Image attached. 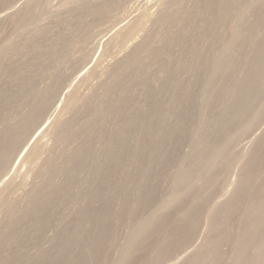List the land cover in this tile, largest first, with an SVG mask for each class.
I'll return each instance as SVG.
<instances>
[{"label": "rangeland", "instance_id": "374dc122", "mask_svg": "<svg viewBox=\"0 0 264 264\" xmlns=\"http://www.w3.org/2000/svg\"><path fill=\"white\" fill-rule=\"evenodd\" d=\"M30 1L31 0H0V51L2 50V53L6 52V58H0V84L2 83L0 85V158L2 157V155H5L4 161L3 159H0V161H2L0 162V245L1 243H4V245H1L0 247V264H86L94 261H90L91 259H94L93 256L95 257V260L98 259L97 264H117V262H119L125 255H127L128 252L130 254H128V260L130 262L126 260V264H142V259H144L145 261H150V258L153 257L154 254L152 253H154L156 245L158 246V244L163 239L162 230L164 228L162 227L163 229H161L160 227V231L158 228L153 237L151 235V237H149L150 239L148 238L149 240L147 239L142 243L140 242V246L135 245L136 247L139 246L137 249H135L136 247L132 249V247L130 250L129 247L136 239L137 231L142 230L146 223L150 221L149 219H151V217L154 215H158V218L160 216L161 219L163 218L161 216L167 215L164 216V218H167L166 223H173L174 220H177L182 213V211H180V203L181 207L182 203L183 206H185L182 207L181 210H185L191 204L193 200L192 198L197 196V193L203 196L201 192L205 191L204 194L206 195H204L205 197L203 196V198H208L209 204L205 205V209L200 215L202 218L198 216L199 224L197 223V230L195 229L197 232L195 231L193 232L194 235L192 234L196 238H191L192 241L191 239H189V241L191 242L187 241V245L185 242V246L183 245V249H185L186 251L183 249L180 250L179 248L176 250L173 249L174 252L171 250L168 255L164 257L165 259L158 262V264H183L188 257H192L193 250L194 254H196L195 252L200 248V245L201 247L206 246L207 240L212 232L211 230L214 214L213 210L216 209L219 205L230 203L229 199L230 201L233 200V194L236 192L238 186L236 184L239 183V178L244 175L243 173H245V168L248 165L246 163L250 161L252 154H254L258 150H256V148L258 147V145H260V142L262 140L261 138L264 137V93L260 94L263 96H261L262 99L259 98L261 99V101H259L258 99H254L252 101L251 105H254L256 103H254L255 100L259 103H256V107H250L252 109L255 108V111L249 109L251 110L252 115H248L246 114L247 112L238 111L240 110L239 105L241 104H238L239 100L238 102L235 101L237 97L234 91H232L235 84L238 88V84H240L241 89L243 87L245 88L246 77L256 70L254 68L255 66L252 67L247 65V68H245V66H241L242 69L240 68V66H238L233 74L228 72L224 74L222 73L220 75L221 77L219 76L220 78H215V75L213 76L215 71L214 66L216 57L215 53H213L212 50L214 48L220 50L227 45V42L229 43L230 41H232L234 34L233 32L235 31L234 24L236 27L237 23L234 14L232 13V15L228 17V19L218 21L214 16H212L214 12V10H212V14L209 13L212 17L210 16L209 19H206V21H204L201 19V17L199 18V16H197V10L202 6L203 0L184 1L179 9L177 8L175 9V11L172 10L175 14L177 10H180L177 12L176 17L173 12H169L168 8L166 9V7H168L167 4L169 0H45V2L44 0H41L39 6H36L35 9H33L31 13L32 17L26 23V25L20 24L19 26V22H17L16 20H18V17L21 15V13L26 10L27 6L30 4ZM36 1L39 2L38 0H33L31 2ZM235 1L236 2L234 3L236 5L242 2V0ZM181 9H183V13L181 12ZM5 13L7 14L6 17H1L2 15H5ZM262 13L264 14V12ZM190 14L193 15L191 16ZM169 15L172 17L171 19L174 18L175 20H170ZM181 15L183 17L188 15V21H185V19ZM248 15L251 16L250 14ZM248 15L247 17H249ZM166 16L169 17V20H167L169 24L166 23V21H164L163 19L166 18ZM180 16L184 20L181 19ZM251 17L247 19L249 22L253 23V17ZM177 18L179 21L176 20ZM136 22L142 23V31L140 30L135 36L126 39V41H122V33L127 30V28L131 26V24L133 25ZM161 23L163 25H161ZM15 25H18V27ZM168 25L169 27L170 25L174 26H172V28L168 30ZM176 25L180 26L176 27ZM210 25H212V30H210L209 33L207 32V27H210ZM182 27L185 29L187 28L186 30L189 32H187L189 36L188 38L191 41L188 40L186 41L187 43L179 41L176 37L177 32L180 31L178 29H183ZM262 31L264 33V27ZM147 34L149 37L147 36ZM159 34H161L162 36ZM210 35L212 36V38ZM214 37L217 38L215 39ZM196 38H199L201 40L199 44L201 43L202 49L196 47V45L193 43L194 39L197 40ZM219 38L222 40V43ZM173 42H175L174 45ZM177 42H179V44ZM203 42L204 45L202 46ZM143 43L145 45L147 43V45L145 46ZM207 44L209 45V47ZM148 45L150 46V48ZM163 45L164 49H167V51L171 48L170 51H173V55L171 53L168 54L170 52L169 51L167 53L168 55H166L164 59L161 58L162 63H158L157 60L153 59L154 57H152V55L154 52L152 53V51H155L154 47H157V50H163ZM193 46L194 48H192ZM248 46L249 45L247 44V48ZM151 47H153L154 49H151ZM245 47L243 49V52L246 49L245 54H248L247 48ZM146 48H148V50ZM195 48H198V51L196 53L192 52ZM135 51L137 52V58H135L132 62L128 61L126 63V59L133 55ZM150 52L152 53V55H146L147 57H145L144 54H149ZM138 53L140 54L138 55ZM148 56L150 57L148 58ZM263 58L264 56L259 59L261 62L257 60L262 65H264ZM165 59L167 62L165 61ZM167 59H170V62ZM163 60L165 62H163ZM161 64L162 66H159ZM163 64L164 67L166 64L165 68L163 67ZM40 65L41 67H39ZM131 66L133 70L136 69V71L134 70L135 72L130 68ZM38 68H41V71ZM146 68L149 69V74H144L143 70ZM238 68L240 71L238 70ZM118 71L122 73L124 78L123 76L121 77V73H119ZM30 73L34 74L31 75ZM195 75L199 76L196 77ZM234 75L237 77H235ZM243 79L245 80L243 81ZM228 81L230 83H227ZM237 81L243 82L238 83ZM109 83L110 85L114 84L113 86H110V88H114L113 91H110L112 90V88H109ZM176 84H179L180 87ZM228 84L229 86H227ZM221 85L224 86L225 90L227 89L228 91L219 94L222 96H220L221 98L219 99V95H217L216 97L213 94L215 93V90L218 89V86L219 88L224 89V87H222ZM50 86L52 88H50ZM103 86L104 88H101ZM115 87L117 88V90H115ZM207 87H211L210 90H208ZM183 88L184 91H182ZM102 89L104 92L102 91ZM109 91L111 93L115 92V95L113 94L110 96ZM125 91H129L130 93L128 92V94ZM123 92H125L126 95ZM6 93H8V96L6 95ZM37 93H40L38 94V98L36 97ZM226 93L228 97L226 96ZM72 94H75L77 96L81 95L80 97H78L80 104L78 102L72 110H68V99ZM223 94H225V96ZM233 94L235 96H233ZM118 95L119 98H122V101L123 97H120V95L124 96V100L126 98V101H123L125 103H122L121 100V102H119V98L117 97ZM130 95L131 97L133 96L132 99H130ZM113 96L114 100L112 101ZM214 96L216 99H214ZM100 97L102 98V101L98 102V99ZM211 97L213 98V100H211ZM101 98L99 99V101L101 100ZM233 98L235 100L232 101ZM209 99L210 101L214 102H209ZM217 99L219 101H215ZM174 100L176 102H173ZM111 101L112 103H116V105H112ZM118 102L121 104H117ZM228 102L231 103L232 106L236 104L238 105H236L235 107L231 106L232 108H230V104H228ZM216 103L219 106H215ZM225 103L227 104V107L225 106ZM147 104H149L150 106ZM159 104L162 107H160ZM106 105L108 106L106 107ZM158 105L160 109L158 108V110H156V106ZM220 105H222V107ZM95 106L100 107V109L102 106L103 112H101L102 110H100V112L98 113L97 110L99 108L97 109ZM115 106L116 108H114ZM186 106L189 107V110L186 109ZM111 107H113L114 109L112 108V111L110 112L109 110H111ZM122 107L123 109L121 110V112H119V108L121 109ZM80 109H84V112H80ZM95 109L97 111V114ZM107 109L109 110L107 111ZM183 109H185L184 111L186 112H184ZM235 109L238 110L235 111ZM262 109L263 116L260 115ZM71 111L73 113H71ZM155 111L156 113L157 111L159 113L162 111L164 115L162 114V112V116H160L159 113H157V115H154ZM195 111H197L198 113ZM257 111L259 114L257 113ZM251 112L249 111V113ZM105 113L107 116H105ZM112 113H114L115 115ZM185 113L186 115H184ZM177 114L178 116L176 118ZM227 114L228 117L225 116ZM229 114H231V116L233 115V117L231 118H234L235 120L238 118L237 115H239V117L241 116L239 120H241L242 122L238 120L237 122H235L234 119L230 118ZM100 115H103L104 117ZM171 115L172 117H170ZM212 115H214V119ZM222 115H224L226 118H224ZM243 115L244 119H241ZM259 115L261 121H259L260 118L257 119ZM29 116L31 118H29ZM154 116H159V118L157 117L158 120ZM235 116L237 118H235ZM245 117H247L245 121L246 124L243 121L245 120ZM218 118L220 120H217ZM228 118L232 121H229ZM60 119L64 121L69 128L68 131H66L65 135H63L62 137H58L54 130L56 129V124ZM186 119L187 125H185ZM224 119L226 120V123ZM100 121L102 123L104 122V124H101ZM218 121H223L221 123L224 124L219 125ZM179 122H181L182 124H180ZM208 122H211L210 125L207 124ZM238 122L241 123L238 124ZM177 123H179L183 128L184 135L181 133V127H178L179 124ZM230 123L231 125L234 124V127H236L231 128L232 126L229 125ZM253 123H255L256 125H254V128L252 126ZM176 124L178 127H176L177 129L175 128ZM23 125L25 129L23 133L21 131L22 134H20V138L17 141V135L19 134L18 132L21 130ZM87 126L90 127L87 128ZM156 126H158V128H156ZM172 126H174L176 131H173L174 129L170 128ZM187 127L189 130H187ZM204 127L207 129V131L206 129H204ZM240 127H242V129H238ZM120 128L125 129L123 130ZM219 128L220 130H222V133L220 132ZM243 128L246 130H244ZM168 130L170 131V135H172L173 132V138L172 136H167V133L169 134ZM229 130L231 133L229 132ZM241 130H244L243 133ZM5 131L7 132L5 133ZM101 131L105 134H101ZM151 131L153 134L151 133ZM189 131L190 134H186L189 133ZM205 131L207 132V134ZM246 131H249L250 134L245 133ZM123 132L127 133V135L125 136V133L123 134ZM142 134L144 137L142 136ZM149 134L152 135V140L154 138L153 142L150 141L151 139L149 138H151V136ZM185 134L187 136H185ZM197 134H200L201 136ZM218 134H220L221 137L220 135L217 137L216 135ZM231 134L232 141L230 142L229 147L221 152V156L223 158L220 157L223 161L227 160V162L225 165H219L213 171H211H217L216 173H214L215 176L211 173L214 177H216V183H209V186H207L208 183L202 177H200L204 170V164L199 171L197 169L201 166L200 163H208L207 156L209 155V148L213 147L214 145L217 147L221 146L223 138ZM103 135L104 137H102ZM233 135L235 137H233ZM197 136L199 140L196 139ZM101 137L103 138V140H101ZM155 137H157L158 139ZM114 138L116 140L118 138L119 142H117ZM143 138L145 139V141ZM201 138H203V141H207L208 143H204ZM218 138H222L220 142H217L219 140ZM170 139L174 143H169ZM196 140L199 141L198 144ZM139 141H144L145 143H140ZM194 141L196 142L197 146H194ZM63 142L66 144L64 145ZM106 142H108V144ZM138 142L141 145L150 143V146L149 144H147L149 146L148 148H146L147 151H142L141 148H143V146L137 144ZM162 142H165V144H163ZM176 142H181L180 145H178L179 147L176 146ZM200 142L202 144L204 143L205 146L206 144L209 145L207 148L205 147L207 149V155L205 153L204 146ZM210 142L211 145L209 144ZM212 142L216 143L213 144ZM161 143L163 146H167L166 144L169 143L167 147L168 149H163ZM147 145L144 146L143 149H145ZM171 146L173 148H171ZM198 146H200V148H203L202 152L199 150L200 148ZM174 147L177 148L175 149L177 154H180L181 156L175 154L176 152H174ZM194 147L199 151V153L201 152L205 155L196 153L197 151L195 152L196 149ZM227 149H229V151ZM136 150H138V153L140 151L139 155L138 153H136ZM163 150H165V152ZM225 152L227 153L226 156L224 155ZM31 153H35V157L28 158ZM140 155L142 157L145 155L147 160L150 159L148 157H151V159L148 160L149 165H146L147 168L144 170V174L142 173L143 176L141 175V173L139 174L138 172H136L135 169V166L137 168V164H139V162L141 163L142 161L145 162V164L147 162L146 158L143 157V159ZM172 155H175V158L177 156L180 157L176 158V161H174L175 159ZM191 155L193 156V159L195 158L194 156L198 155V157L196 156V160L200 159V161L198 160L199 164L198 161L196 162L198 165H196V163L194 162L195 160L191 158L193 160L191 161V159H189ZM248 155L250 156L248 157ZM118 158L120 160H118ZM153 158L159 159V164L157 162L158 160L156 161L155 159V162ZM228 158L229 160L231 158V166L228 163L230 162ZM134 159L136 160V162H138L137 164L135 163ZM152 159V164L156 167V171H154L155 169L153 170V166H150ZM190 161L192 163H190ZM69 162H72L70 163L71 166H69ZM86 162L89 163L87 164ZM154 162L157 163V165H155ZM167 163L169 165H167ZM67 164L68 167L66 166ZM193 164L198 167L195 166L196 169H194L195 167L193 168ZM190 166L192 167L193 172H195V178L189 179L191 182L187 180L188 183H186L185 188V185L183 186L184 183L182 184V186L179 188L180 190H183L182 192L176 191L175 183L183 178V173L186 174L185 172L189 171ZM163 167L164 170L167 169V173H164L165 171L163 170ZM114 169L115 172L113 171ZM195 170L197 171V173ZM222 172L224 173V175H222ZM163 174H166V178ZM195 174H198L197 177L199 176V178H197ZM218 174H221V176ZM230 174L232 176H230ZM217 175L219 176L218 179L220 178V182L217 180ZM125 177L128 179H130L129 177H131V179L133 178L132 181H135L137 179V182L135 181L136 183L134 184V182H130L131 180H128ZM118 178L120 181L118 180ZM121 181H123L124 183ZM126 181H129L130 183L128 184ZM158 184L161 185H159V187L162 189L157 187ZM210 184L213 185L210 187ZM151 185L154 187V193ZM214 185L216 189L213 187ZM135 186L139 189H137ZM195 187H199L197 188V191L194 190ZM217 187L221 188L218 189ZM146 188L148 193L151 194L148 195L146 193ZM207 188H209V190ZM205 189H207V191ZM213 189L216 190V192H214ZM38 191H40V193H38ZM212 191L214 192V194L212 193ZM193 192L196 193H194L193 195ZM36 193H38V195ZM46 194H48V196ZM185 194H187L186 196L188 197H186ZM190 194L192 197H190V200H187V198L189 199ZM183 195L186 199H184ZM138 197H141L144 200L139 199ZM165 198H168L169 200ZM123 199H127V201L129 199L131 200V203L129 204L128 202H126L128 203L127 205L124 202L125 200ZM164 200H166L173 206L172 209L171 207H169L168 209L164 208ZM121 201H123L124 203ZM133 201L139 206L135 205ZM206 201L207 200H205V204L208 203ZM121 203H123L124 206ZM9 204L12 205V209H8ZM174 204H176V206ZM208 205H211V208ZM125 206H127V212L130 214L127 216H130L131 218H124L123 214L126 215L125 213H127L123 209L125 208ZM32 207L34 209H32ZM131 207L133 208L131 209ZM130 209L133 210V213ZM31 212L32 215L30 214ZM15 214H18L21 220H18L19 217ZM118 214L120 217H118ZM105 215L106 217H104ZM170 215L171 217L173 216V218H169L168 216ZM177 215H179V217ZM28 216L30 217V221H28L27 219L29 218ZM121 216H123V219L121 218ZM237 216L239 218L242 215H240V213H237L236 217ZM201 219H204L203 222L201 221ZM119 220L121 221L119 222ZM223 222L226 223L225 220ZM7 224H10V227L5 229ZM207 224L209 225V227ZM99 225L101 228L99 227ZM166 225L165 228L167 227ZM22 226L25 228H22ZM103 226L105 228L104 230L102 229ZM243 229L244 226L242 221L236 219V221H234L232 224V233L230 234L229 241L226 244L222 245V253L224 259H222L220 261L221 263L218 264H234L237 256V245L240 237L239 234L243 231ZM101 232H103L104 234ZM105 233H108L107 235L108 237H110V243L109 241L107 242L108 238L106 240L107 236L105 235ZM100 234L102 235V238L100 237ZM8 235L12 239H9ZM5 236H7L9 240ZM75 238L76 241L74 243ZM204 239L206 240V243L203 242ZM68 241H70V244L66 245V242L68 243ZM188 242L190 244H188ZM201 249L203 248H200L199 250ZM177 250L181 252H178ZM172 252H176V254L172 255ZM57 255L58 260H55ZM132 255L137 257L135 258ZM148 256L150 257L149 259ZM146 257L148 260L146 259ZM62 259H67L68 261L66 260V262H63ZM152 259L151 261L153 262L154 260ZM69 260L71 263L69 262ZM260 264H264V260L261 261Z\"/></svg>", "mask_w": 264, "mask_h": 264}, {"label": "bare ground", "instance_id": "6f19581e", "mask_svg": "<svg viewBox=\"0 0 264 264\" xmlns=\"http://www.w3.org/2000/svg\"><path fill=\"white\" fill-rule=\"evenodd\" d=\"M31 1H33V0H31ZM30 1V4L27 6V8H26V10L25 11H23V13H21V15L18 17V20H16L17 22H19V26H20V24H25L26 25V23L31 19V13H32V11H33V9H35V7L36 6H39V4H40V2H41V0H38L39 2H31ZM35 1V0H34ZM184 1H186V0H169V2H168V4H167V6L168 7H166V9L168 8V10H169V12L171 11V12H173V11H175V9H179V7H181L182 6V4H183V2ZM199 1V0H198ZM26 2V1H25ZM44 2H45V0H44ZM234 2H236L235 0H203V4H202V6L200 7V8H198V10H197V16H199V18L201 17V19L202 20H204V21H206V19H209L210 18V14H212L211 12H212V10H214V12H213V14H212V16H214L215 17V19L216 20H225V19H228V17L230 16V15H232V13L234 14V16H235V18H236V20H237V23H236V27H235V24H234V28H235V31L233 32L234 34H233V38H232V41H230L229 43L227 42V45L226 46H224L222 49H220V50H217V49H213L212 50V52L213 53H215V57H216V59H215V66H214V69H215V71H214V74H213V76L216 78H218L222 73L224 74V73H231V74H233L234 72H235V70H236V68L238 67V66H240V68H241V66H245V68H247L246 66L247 65H249V66H252V67H254L256 70L253 72L252 70V72L253 73H251L249 76H247L246 77V80L245 79H243V81L245 80V83H246V86H245V88L243 89H241L240 87V84H238L239 85V88L236 86V84H235V86H233L234 85V82H233V90L232 91H234V93H235V95H236V97H237V99L235 100L234 98L232 99V101L233 100H235V101H237L238 102V100H239V103L238 104H241V105H239V107H240V110H238L239 112L241 111V112H247L246 114H251L252 115V112H251V110L252 111H255V108H250V107H256L257 106V104L259 103L258 101H254V105H251L252 104V101L254 100V99H258L259 101H261V99H262V97L264 96H262V95H260V94H262V93H264V65H262L261 63H259V62H261L259 59L260 58H262L263 56H264V33H263V31H262V29H263V27H264V14L262 13V12H264V0H244V2H243V0H242V2H240V1H237V2H240V4H238V5H236ZM186 3V2H185ZM67 4V3H66ZM9 6V5H8ZM188 7V6H187ZM196 7H197V5H196ZM40 8V7H39ZM195 8V7H194ZM41 9V8H40ZM189 9V8H188ZM187 9V10H188ZM192 9V8H191ZM196 9V8H195ZM78 10V9H77ZM109 10V9H108ZM173 10V11H172ZM182 10L183 9H181V12H182ZM193 10V9H192ZM178 11H180V10H177V12ZM12 12H14V11H12ZM11 12V13H12ZM177 12H176V14H177ZM10 13V14H11ZM174 13V12H173ZM172 13V14H173ZM180 13V12H179ZM183 13V12H182ZM210 13V14H209ZM10 14H8V15H10ZM95 14V13H94ZM175 14V13H174ZM175 14V17L177 16ZM209 14V15H208ZM248 14H250L252 17H253V23H251V22H249L248 21V19L247 18H249V17H251V16H249ZM6 13H5V15H2L1 17H6ZM12 15V14H11ZM179 15V14H178ZM191 16L193 15V14H190ZM247 15L249 16V17H247ZM168 16V15H167ZM166 16V18H163L164 19V21H166V23H168L169 24V22H167V20H169V17H170V20H175L174 18L173 19H171L172 17L169 15V17H167ZM182 16V15H181ZM180 16V18L181 19H185V21H188V19H189V16L187 15V16H182L181 17ZM196 16V17H197ZM211 16V17H212ZM194 17V16H193ZM195 17V18H196ZM247 17V18H246ZM251 17V18H252ZM179 18V17H178ZM178 18L176 19V20H178ZM250 18V19H251ZM183 19V20H184ZM197 19V18H196ZM183 20H182V22H183ZM192 20V19H191ZM195 20V19H194ZM200 20V19H199ZM161 21H163V20H161ZM179 21V20H178ZM184 21V22H185ZM196 21V20H195ZM57 22V21H56ZM158 22V21H157ZM198 22V21H197ZM236 22V21H235ZM165 23V22H164ZM186 23V22H185ZM189 23V22H188ZM192 23V22H191ZM194 23V22H193ZM218 23V22H217ZM142 23L141 22H136V23H134L133 25L131 24V26H129V28H127V30H125L123 33H122V35H121V40L123 41V40H125L126 41V39H129V38H131V37H133V36H135L140 30H141V28H142V25H141ZM159 24H160V22H159ZM171 24V23H170ZM176 24V23H175ZM178 24V23H177ZM213 24H214V22H213ZM228 24V23H227ZM161 25H163L162 23H161ZM165 25V24H164ZM15 26H17L18 27V25H15ZM166 26V25H165ZM172 26H174V25H172ZM172 26L170 25V27H169V25L167 26V28L169 27V29L168 30H170L171 28H172ZM180 26V25H179ZM179 26H177L176 25V27H179ZM212 25H210V27H207L208 29H207V32H209L210 33V30H212L211 27ZM215 26V25H214ZM157 27V26H156ZM161 27V26H160ZM232 27V26H231ZM183 28V27H182ZM210 28V29H209ZM173 29H174V27H173ZM172 29V30H173ZM187 29V28H186ZM185 28H183V29H178V30H180L179 32H177V39L179 40V41H182V42H186V41H188L189 40V36H188V31L186 30ZM202 29V28H201ZM31 30V29H30ZM33 30V29H32ZM142 31V30H141ZM177 31V30H176ZM175 31V32H176ZM203 31V30H202ZM21 32H23V31H21ZM155 32V31H154ZM188 32V33H187ZM204 32V31H203ZM202 32V33H203ZM206 32V33H207ZM222 32V31H221ZM148 33V32H147ZM150 33V32H149ZM158 33V32H157ZM171 33H172V31H171ZM212 33V32H211ZM214 33V32H213ZM22 34V33H21ZM192 34V33H191ZM18 35H20V34H18ZM159 35H161V34H159ZM158 35V36H159ZM212 35V34H211ZM210 35V36H211ZM46 36H48V35H46ZM147 36H148V34H147ZM151 36V35H150ZM162 36V35H161ZM168 36V35H167ZM169 36H170V34H169ZM168 36V37H169ZM204 36V35H203ZM206 36V35H205ZM149 37V36H148ZM0 38H1V36H0ZM163 38V37H162ZM173 38V37H172ZM172 38H171V40H172ZM200 38V37H199ZM197 39V40H195L194 39V44L196 45V47H199V48H201V43L199 44V42L201 41L200 39ZM208 38H209V36H208ZM211 38H212V36H211ZM215 38V37H214ZM217 38V37H216ZM215 38V39H216ZM155 39V38H154ZM153 39V40H154ZM167 39V38H166ZM193 39V38H192ZM202 39V38H201ZM207 39V38H206ZM226 39V38H225ZM229 39V38H228ZM145 40V39H144ZM219 40H221L220 38H219ZM121 41V42H122ZM189 41H191V40H189ZM215 41H217V40H215ZM229 41V40H228ZM12 42V41H11ZM14 42V41H13ZM138 42V41H137ZM152 42V41H151ZM169 42V41H168ZM211 42V41H210ZM226 42V41H225ZM124 43V42H123ZM148 43V42H147ZM147 43H146V45H147ZM156 43V42H155ZM174 43L175 42H173V45H174ZM178 44H179V42H177ZM187 43V42H186ZM185 43V44H186ZM216 43H218V42H216ZM221 43H222V40H221ZM20 44V43H19ZM138 44V43H137ZM144 44V43H143ZM152 44V43H151ZM169 44V43H168ZM171 44V43H170ZM212 44V43H211ZM247 44L249 45L248 46V48H247ZM142 45V44H141ZM140 45V46H141ZM145 45V44H144ZM145 45V46H146ZM172 45V44H171ZM187 45V44H186ZM191 45V44H190ZM204 45V42L202 43V46ZM208 45V44H207ZM223 45V44H222ZM221 45V46H222ZM225 45V44H224ZM149 46V45H148ZM147 46V47H148ZM153 46V45H152ZM166 46V45H165ZM182 46H184V45H182ZM216 46V45H215ZM245 48H247V52H248V54H245V51H246V49H245V51L243 52V49H244V47ZM4 47H6V46H4ZM142 47V46H141ZM168 47V46H167ZM166 47V48H167ZM208 47H209V45H208ZM139 48V47H138ZM144 48V47H143ZM149 48H150V46H149ZM153 47H151V49H152ZM155 48V51H152V50H149V51H152V53H153V55H152V53L150 52L149 54L148 53H146V54H144L145 55V57H147L146 55H152V57H154L153 59H155V60H157L158 61V63H162L161 62V60L162 59H164V57L166 56V55H168V54H172V50L170 51V49L167 51V49H164V45H163V50L161 49V50H157L156 48L157 47H154ZM153 48V49H154ZM174 48V47H173ZM192 48H194V46L192 47ZM207 48V47H206ZM217 48V47H216ZM147 50H148V48H146ZM202 49V48H201ZM210 49V48H209ZM145 50V49H144ZM194 51H192V52H197L198 51V48H195V49H193ZM211 50V49H210ZM209 50V51H210ZM251 50V51H250ZM2 51V50H1ZM0 51V58H6V56H5V54H6V52H4V53H2ZM140 51H141V49H140ZM167 51V52H166ZM170 51V52H169ZM250 51V52H249ZM169 52V53H168ZM192 52H191V54H192ZM141 53H142V51H141ZM145 53V52H144ZM168 53V54H167ZM188 53V52H187ZM209 53V52H208ZM140 53H138V55H139ZM186 54V53H185ZM210 54H212V53H210ZM33 55V54H32ZM60 55V54H59ZM173 55V54H172ZM194 55V54H193ZM207 55V54H206ZM212 55H214V54H212ZM137 56V52L135 51V53L133 54V55H131L129 58H127L126 60V63L128 62V61H130V62H132L135 58H137L136 57ZM184 56V55H183ZM198 56V55H197ZM196 56V57H197ZM17 57V56H16ZM50 57H52V56H50ZM144 57V56H143ZM144 57V58H145ZM150 56H148V58H149ZM151 57V58H152ZM203 57H205V56H203ZM214 57V58H215ZM57 58V57H56ZM68 58V57H67ZM162 58V59H161ZM169 58V57H168ZM198 58V57H197ZM196 58V59H197ZM258 58V59H257ZM15 59V58H14ZM73 59H74V57H73ZM139 59V58H138ZM143 59V58H142ZM56 60V59H55ZM63 60V59H62ZM65 60V59H64ZM168 61L170 60V59H167ZM181 60V59H180ZM202 60V59H201ZM259 62H258V61ZM262 60V59H261ZM263 60H264V58H263ZM141 61H143V60H141ZM148 61H150V60H148ZM147 61V62H148ZM156 61V62H157ZM165 61H166V59H165ZM164 60H163V62H165ZM204 61V60H203ZM256 61H257V63H256ZM3 62V61H2ZM58 62V61H57ZM64 62V61H63ZM145 62V61H144ZM167 62V61H166ZM170 62V61H169ZM205 62H208V61H205ZM10 63H11V61H10ZM9 63V64H10ZM66 63V62H65ZM143 63V62H142ZM151 63V62H150ZM173 63V62H172ZM214 63V62H213ZM19 64V63H18ZM71 64V63H70ZM70 64H69V66H70ZM149 64V63H148ZM168 64V63H167ZM20 65V64H19ZM38 65V64H37ZM36 65V66H37ZM130 65V64H129ZM180 65V64H179ZM133 66V65H132ZM132 66L130 67L131 69H132ZM149 66V65H148ZM159 66H162V64L161 65H159ZM172 66V65H171ZM5 67H6V65H5ZM38 67V66H37ZM39 67H41V65L39 66ZM141 67V66H140ZM163 67H164V64H163ZM165 67H166V64H165ZM164 67V68H165ZM170 67V66H169ZM187 67V66H186ZM23 68V67H22ZM67 68V67H66ZM161 68V67H160ZM21 69V68H20ZM38 69H40V71H41V68H38ZM70 69V68H69ZM176 69H178V68H176ZM242 69V68H241ZM82 70V69H81ZM133 70V69H132ZM135 71H136V69H134ZM133 70V71H134ZM149 69L148 68H146V69H144L143 70V72H144V74L145 73H147V74H149L148 71ZM170 70V69H169ZM238 70H239V68H238ZM132 71V72H133ZM134 71V72H135ZM240 71V70H239ZM14 72V71H13ZM12 72V73H13ZM18 72V71H17ZM119 72V71H118ZM166 72V71H165ZM195 72V71H194ZM198 72V71H197ZM197 72H196V74H197ZM116 73H117V71H116ZM119 73H121V72H119ZM142 73V72H141ZM15 74V73H14ZM31 74V73H30ZM32 74H34V73H32ZM31 74V75H32ZM115 74V73H114ZM124 74V73H123ZM153 74V73H152ZM155 74V73H154ZM30 75V76H31ZM142 75V74H141ZM140 75V76H141ZM151 75V74H150ZM158 75V74H157ZM168 75V74H167ZM212 75V74H211ZM239 75H240V73H239ZM91 76V75H90ZM123 75H122V73H121V77H122ZM126 76V75H125ZM131 76V75H130ZM147 76V75H146ZM196 76V75H195ZM199 76V75H198ZM198 76H196V77H198ZM235 76V75H234ZM10 77V76H9ZM8 77V78H9ZM93 77V76H92ZM143 77H145V76H143ZM151 77V76H150ZM149 77V78H150ZM221 77V76H220ZM219 77V78H220ZM225 77H226V75H225ZM235 77H237V76H235ZM123 78H124V76H123ZM234 78V77H233ZM239 78V77H238ZM110 79V78H109ZM140 79V78H139ZM167 79V78H166ZM226 79V78H225ZM7 80V79H6ZM108 80V79H107ZM116 80V79H115ZM114 80V81H115ZM121 80H122V78H121ZM157 80V79H156ZM242 80V79H241ZM112 81V80H111ZM221 81V80H220ZM243 81H240V82H243ZM6 82V81H5ZM27 82V81H26ZM105 82V81H104ZM117 82V81H116ZM121 82V81H120ZM127 82H128V80H127ZM179 82V81H178ZM181 82V81H180ZM183 82V81H182ZM238 82V81H237ZM240 82H238V83H240ZM20 83V82H19ZM100 83H102V82H100ZM106 83V82H105ZM143 83V82H142ZM227 83H230L229 81L227 82ZM236 83V82H235ZM2 84V83H1ZM0 84V85H1ZM58 84V83H57ZM104 84V83H103ZM107 84V83H106ZM114 84H115V82H114ZM113 84V85H114ZM124 84V83H123ZM181 84H183V83H181ZM189 84V83H188ZM232 84V83H231ZM17 85V84H16ZM98 85V84H97ZM113 85H110V83H109V88H110V86H113ZM158 85V84H157ZM160 85V84H159ZM167 85V84H166ZM176 85H178L179 87H180V85L179 84H176ZM52 86V85H51ZM50 86V88H52ZM182 86V85H181ZM222 86V85H221ZM220 86V87H221ZM227 86H229V84L227 85ZM155 87V86H154ZM192 87V86H191ZM222 87H224V86H222ZM231 87V86H230ZM99 88V87H98ZM101 88H104V86L103 87H101ZM112 88V87H111ZM110 88V89H111ZM208 88V87H207ZM211 88V87H210ZM210 88H208V90H210ZM215 88V87H214ZM228 88V87H227ZM106 89V88H105ZM179 89V88H178ZM213 89V88H212ZM216 89V88H215ZM229 89V88H228ZM241 89V90H240ZM109 90V89H108ZM114 90V88H112V90H110V91H113ZM115 90H117V88L115 87ZM168 90V89H167ZM94 91V90H93ZM102 91H103V89H102ZM109 91V92H110ZM148 91V90H147ZM152 91V90H151ZM165 91V90H164ZM182 91H184V88H183V90ZM225 91L227 92L228 90L226 89L225 90V87H224V89L223 88H219V86H218V89L217 90H215V93L213 94V95H215L216 97H217V95H219V94H221L222 92H224L225 93ZM231 91V92H232ZM104 92V91H103ZM125 92H127V91H125ZM125 92H123V93H125ZM129 92V91H128ZM127 92V93H128ZM210 92V91H209ZM115 93V92H114ZM114 93H111L110 92V96L111 95H113ZM130 93V92H129ZM128 93V94H129ZM132 93V92H131ZM182 93V92H181ZM190 93V92H189ZM208 93V92H207ZM206 93V94H207ZM229 93V92H228ZM34 94V93H33ZM38 94H40V93H37L36 94V97L38 98L39 97V95ZM92 94V93H91ZM90 94V95H91ZM105 94V93H104ZM109 94V93H108ZM122 94V93H121ZM152 94V93H151ZM192 94V93H191ZM209 94V93H208ZM6 95L8 96V93H6ZM32 95V94H31ZM115 95V94H114ZM125 95H126V93H125ZM224 96H225V94H223ZM230 95H232V94H230ZM234 94H233V96H235ZM259 95H260V97H259ZM22 96V95H21ZM81 96V95H80ZM80 96H77V95H75V94H72L71 95V97L68 99V104H67V109L68 110H72L73 108H74V106L79 102V98L78 97H80ZM100 96H101V94H100ZM215 96H214V99H216L215 98ZM221 95H219L218 97H219V99L222 97H220ZM223 96V97H224ZM226 96H227V93H226ZM262 96V97H261ZM103 97V96H102ZM118 98H119V95L117 96ZM120 97H123V101H126V98H125V100H124V96H121L120 95ZM130 97H131V95H130ZM133 97V96H132ZM132 97L130 98V99H132ZM177 97V96H176ZM202 97H203V95H202ZM209 97V96H208ZM228 97V96H227ZM85 98V97H84ZM101 98V97H100ZM99 98V99H100ZM118 98H117V100H118ZM135 98H136V96H135ZM259 98H261V99H259ZM99 99H98V102H101L102 101V98H101V100L99 101ZM105 99H106V97H105ZM115 99H116V97H115ZM122 98H119V102H121L122 100H121ZM2 100V99H1ZM114 100V96H113V99H112V101ZM121 100V101H120ZM183 100V99H182ZM207 100V99H206ZM211 100H213V98L211 97ZM3 101V100H2ZM112 101H111V103H112ZM122 101V103H125V102H123ZM187 101H188V99H187ZM190 101H191V99H190ZM215 101H219L218 99L217 100H215ZM222 101V100H221ZM221 101H220V104H221ZM225 101V100H224ZM229 101V100H228ZM104 102V101H103ZM103 102H102V104H103ZM117 102V101H116ZM117 103V104H121V103ZM137 102V101H136ZM150 102H151V100H150ZM173 102H176L175 100L173 101ZM172 102V103H173ZM209 102H214V101H210V99H209ZM230 102V101H229ZM228 102V104H230V108H232V107H235L236 105H238V104H236V105H234V106H232V104L231 103H229ZM1 103V102H0ZM105 103V102H104ZM107 103H109V102H107ZM134 103V102H133ZM186 103H188V102H186ZM223 103V102H222ZM79 104H80V102H79ZM95 104V103H94ZM101 104V105H102ZM113 104H115L116 105V103H112V105ZM127 104H129V103H127ZM127 104H125V105H127ZM150 104V103H149ZM149 104H147V105H149ZM195 104V103H194ZM212 104V103H211ZM226 104V103H225ZM224 104V105H225ZM260 104H261V102H260ZM90 105H91V102H90ZM96 105V104H95ZM124 105V106H125ZM160 105V104H159ZM159 105L158 106H156L157 107V109L156 110H158V108H159ZM184 105V104H183ZM207 105H208V103H207ZM216 105H218L217 103L215 104V106ZM100 106V105H99ZM103 106V105H102ZM101 106V109H100V107H97V106H95L98 110V113L100 112V110H102L101 112H103V107ZM108 105H106V107H107ZM119 106V105H118ZM123 106V105H122ZM140 106V105H139ZM150 106V105H149ZM152 106V105H151ZM219 106V105H218ZM221 107H222V105H220ZM226 107H227V104L225 105ZM232 106V107H231ZM260 106H262V105H260ZM86 107V106H85ZM92 107V106H91ZM153 107V106H152ZM160 107H162L161 105H160ZM187 107V106H186ZM205 107V106H204ZM112 108L113 107H111V110H109V109H107V111L109 110L110 112L112 111ZM114 108H116V106L114 107ZM113 108V109H114ZM127 108V107H126ZM149 108H151V107H149ZM155 108V107H154ZM189 107H187L186 109L187 110H189L188 109ZM3 109V108H2ZM85 109V108H84ZM83 109V110H84ZM123 109V107L120 109L119 108V110H118V108H117V110L119 111V112H121V110ZM160 109V108H159ZM182 109V108H181ZM211 109V108H210ZM249 109H251V110H249ZM257 109V108H256ZM263 109H264V107H263ZM263 109L261 110V113H260V115H262L263 116ZM83 110H81L80 109V112H82ZM117 110H115V111H117ZM138 110H139V108H138ZM175 110V109H174ZM185 109H183V111H184ZM212 110V109H211ZM214 110V109H213ZM236 109H235V111H237ZM247 110H249L251 113H249V111H247ZM73 111H75V110H73ZM95 111H96V109H95ZM94 111V112H95ZM97 111H96V114H97ZM106 111V112H107ZM160 111V110H159ZM162 111H163V109H162ZM161 111V112H162ZM234 111V112H235ZM263 111V112H262ZM68 112V111H67ZM84 112V111H83ZM113 112H114V110H113ZM161 112L159 113L158 111H157V113H159L160 114V116H162V114H163V112H162V114H161ZM166 112V111H165ZM181 112V111H180ZM184 112H186V111H184ZM183 112V113H184ZM193 112V111H192ZM195 112H197V111H195ZM214 112V111H213ZM71 113H73L72 111H71ZM155 113H156V111H155ZM154 113V115H157V113L155 114ZM167 113V112H166ZM171 113V112H170ZM182 113V112H181ZM198 113V112H197ZM201 113V112H200ZM221 113H222V111H221ZM236 113H238V112H236ZM257 113H258V111H257ZM94 114V113H93ZM100 114H103V113H100ZM112 114H114V113H112ZM120 114V113H119ZM122 114V113H121ZM132 114V113H131ZM140 114V113H139ZM147 114V113H146ZM151 114V113H150ZM158 114V115H159ZM175 114V113H174ZM187 114H188V111H187ZM194 114V113H193ZM192 114V115H193ZM226 114V113H225ZM259 114V113H258ZM115 115V114H114ZM116 115H118V114H116ZM142 115V114H141ZM144 115V114H143ZM164 115V114H163ZM182 115V114H181ZM184 115H186V113L184 114ZM190 115V114H189ZM188 115V116H189ZM230 115V118L231 117H233V115L231 116V114H229ZM247 115V116H248ZM257 115V114H256ZM260 115H259V117H257V119L258 118H260ZM34 116V115H33ZM84 116V115H83ZM85 116H86V114H85ZM95 116V115H94ZM100 116H103V115H100ZM105 116H107L106 115V113H105ZM113 116V115H112ZM111 116V117H112ZM173 116H175V115H173ZM177 116H178V114L176 115V118H177ZM194 116V115H193ZM224 118H226L225 116H227L228 117V114L227 115H222ZM238 116V118L235 116V118H237L236 120L234 119V118H231V119H234L235 120V122H237V120L238 121H241V120H239L240 119V117H239V115H237ZM99 117V116H98ZM104 117V116H103ZM136 117V116H135ZM154 117H158L159 118V116H154ZM170 117H172V115L170 116ZM180 117H182V116H180ZM212 117H213V119H214V115H212ZM244 117V115L242 116V118L241 119H244L243 118ZM26 118H28V117H26ZM25 118V119H26ZM29 118H31L30 116H29ZM33 118V117H32ZM35 118V117H34ZM102 118V117H101ZM100 118V119H101ZM133 118H134V116H133ZM158 118H157V120H158ZM161 118V117H160ZM179 118V117H178ZM188 118V117H187ZM192 118V117H191ZM215 118H216V116H215ZM246 118L247 117H245V120H243L244 121V123H245V121H246ZM249 118V117H248ZM251 118V117H250ZM83 119V118H82ZM108 119V118H107ZM112 119V118H111ZM183 119H185V118H183ZM182 119V120H183ZM207 119V118H206ZM231 119H229L228 118V120L230 121ZM256 119V118H255ZM264 119V118H263ZM23 120V119H22ZM32 120V119H31ZM61 120V119H60ZM58 121V123L56 124V129H54L55 130V132H56V135H58V137H62L63 135H65V133H66V131H68V125H66V123L64 122V121ZM90 120V119H89ZM125 120V119H124ZM135 120H137V119H135ZM134 120V121H135ZM216 120V119H215ZM217 120H220L219 118L217 119ZM225 120V119H224ZM11 121V120H10ZM36 121V120H35ZM97 121V120H96ZM102 121V120H101ZM100 121V122H101ZM104 121V120H103ZM192 121V120H191ZM190 121V122H191ZM211 121V120H210ZM232 121V120H231ZM247 121H249V120H247ZM259 121H261V118H260V120ZM259 121H257V122H259ZM12 122V121H11ZM33 122V121H32ZM32 122H30V123H32ZM121 122H123V121H121ZM183 122V121H182ZM185 122V121H184ZM217 122V121H216ZM215 122V123H216ZM219 122V121H218ZM221 122H223V121H221ZM221 122H219V125L220 124H222ZM242 122V121H241ZM241 122H238V124H240ZM29 123V124H30ZM34 123H36V122H34ZM85 123V122H84ZM87 123V122H86ZM110 123V122H109ZM113 123H114V121H113ZM138 123V122H137ZM142 123H144V122H142ZM180 124H182L181 122H179ZM179 123H177V124H179ZM211 123V122H210ZM210 123L208 122L207 124H209L210 125ZM225 123H226V120H225ZM260 123H262V122H260ZM88 124V123H87ZM95 124V123H94ZM100 124V123H99ZM101 124H104V122L102 123L101 122ZM127 124V123H126ZM177 124H176V126H175V128L177 127ZM178 125V127L180 126L181 127V125ZM224 124V123H223ZM222 124V125H223ZM246 124V123H245ZM244 124V125H245ZM257 124V123H256ZM18 125H20V124H18ZM96 125V124H95ZM95 125H93V126H95ZM143 125V124H142ZM157 125V124H156ZM185 125H187V119H186V123H185ZM227 125V124H226ZM229 125H231V123L229 124ZM254 125H255V123H253L252 124V126H253V128H254ZM79 126V125H78ZM86 126V125H85ZM105 126V125H104ZM103 126V127H104ZM125 126H127V125H125ZM232 126V127H231ZM230 127L231 128H235L234 127V124H232ZM256 126V125H255ZM261 126V125H260ZM259 126V127H260ZM88 127H90V126H87V128ZM100 127V126H99ZM99 127H98V129H99ZM131 127V126H130ZM177 127V128H178ZM184 127V126H183ZM190 127V126H189ZM238 127V126H237ZM72 128H74V127H72ZM92 128H94V127H92ZM127 128V127H126ZM156 128H158V126H156ZM170 128H173L174 130L173 131H176V129L174 128V126H172V127H170ZM169 128V129H170ZM191 128V127H190ZM194 128V127H193ZM192 128V129H193ZM248 128V127H247ZM250 128V127H249ZM24 129H25V127H24V125H23V127L21 128V130L18 132L19 134L17 135V141H18V139L20 138V134H22L23 133V131H24ZM75 129H76V127H75ZM75 129H74V131H75ZM80 129V128H79ZM84 129H85V127H84ZM91 129V128H90ZM120 129H123V128H120ZM125 129V128H124ZM123 129V130H124ZM153 129V128H152ZM167 129V128H166ZM181 129V133L183 134V128L181 127L180 128ZM204 129H206L205 127H204ZM204 129H203V131H204ZM238 129H242V127H240V128H238ZM244 129V128H243ZM113 130V129H112ZM130 130H131V128H130ZM171 130V129H170ZM186 130V129H185ZM187 130H189L188 129V127H187ZM202 130V129H201ZM219 130H220V128H219ZM244 130H246V129H244ZM244 130H241L242 131V133H243V131ZM251 130H253V129H251ZM264 130V129H263ZM8 131H9V129H8ZM15 131V130H14ZM21 131H22V133H21ZM53 131V130H52ZM129 131V130H128ZM169 131V130H168ZM178 131H179V129H178ZM206 131H207V129H206ZM205 131V132H206ZM235 131V130H234ZM7 131H5V133H6ZM54 132V133H55ZM107 132H108V130H107ZM172 132V131H171ZM200 132V131H199ZM204 132V133H205ZM214 132H215V130H214ZM217 132V131H216ZM220 132L222 133V130H220ZM229 132H230V130H229ZM228 132V133H229ZM9 133V132H8ZM7 133V134H8ZM73 133V132H72ZM74 133H76V132H74ZM89 133V132H88ZM100 133V132H99ZM125 132H123V134H124ZM140 133V132H139ZM141 133H142V131H141ZM151 133H152V131H151ZM167 133V132H166ZM179 133V132H178ZM203 133V134H204ZM212 133V132H211ZM218 133V132H217ZM231 133V132H230ZM234 133V132H233ZM239 133V132H238ZM245 133H249V131H246ZM244 133V134H245ZM17 134V133H16ZM101 134H105V133H102V131H101ZM109 134H110V131H109ZM112 134V133H111ZM144 134V133H143ZM143 134H142V136H143ZM153 134V133H152ZM186 134H190V131H189V133H186ZM185 134V136H187ZM206 134H207V132H206ZM223 134H224V132H223ZM222 134V135H223ZM227 134V133H226ZM225 134V135H226ZM250 134V133H249ZM4 135V134H3ZM55 135V136H56ZM120 135V134H119ZM118 135V136H119ZM125 136L127 135V133H125L124 134ZM123 135V136H124ZM150 135V134H149ZM172 136L173 135V132H172V135H170V131H169V134L167 133V136ZM178 135H181V134H178ZM184 135V134H183ZM196 135V134H195ZM197 135H199V136H201L200 134H197ZM215 135V134H214ZM220 134H218V135H216L217 137L219 136ZM224 135V136H225ZM235 135V134H234ZM233 135V137H235ZM237 135V134H236ZM240 135H243V134H240ZM109 136V135H108ZM121 136V135H120ZM151 136V138H149V139H151L150 141H154V138H153V140H152V135H150ZM207 136V135H206ZM261 136H263V135H261ZM70 137H71V135H70ZM102 137H104V135L102 136ZM101 137V138H102ZM116 137V136H115ZM139 137V136H138ZM137 137V138H138ZM144 137V136H143ZM191 137V136H190ZM220 137H221V135H220ZM259 137V136H258ZM88 138V137H87ZM98 138H99V136H98ZM107 138V137H106ZM121 138V137H120ZM146 138H147V136H146ZM155 138H157V137H155ZM172 138H173V136H172ZM171 138V139H172ZM200 138V137H199ZM209 138V137H208ZM216 138V137H215ZM261 138V137H260ZM78 139H79V137H78ZM111 139V138H110ZM115 139V138H114ZM144 139V138H143ZM158 139V138H157ZM170 139V142L169 143H174V142H172V140ZM196 139H198V136H197V138ZM202 139V141H203V138H201ZM200 139V140H201ZM207 139V138H206ZM219 139V138H218ZM222 138H220L217 142H220V140H221ZM262 140H261V142H260V145H258V144H256V145H258V147L256 148V152L254 153V154H252V156H251V159H250V161L248 162V163H246V164H248L247 165V167L245 168V173H243L244 175H242V177L241 178H239L240 179V181H239V183L238 184H236V185H238L237 186V189H236V192L233 194V200L232 201H230V199H229V202L230 203H228V204H225V205H219V206H217V208L216 209H214L213 210V208H212V210L214 211V214H213V222H212V232H211V235H210V237L208 238V240H207V243L205 242L206 240L204 239L203 240V242H205L206 243V246L204 247V246H202L201 247V245H200V248H203V249H201V250H199V249H197L196 250V254H194V250H193V252H192V257L190 258V257H188L185 261H184V263L183 264H218V263H221L220 261L222 260V259H224V256H223V253H222V245L223 244H226L228 241H229V239H230V234L232 233L231 231H232V224H233V222L234 221H236V219H238V220H241L242 221V223H243V226H244V229H243V231L239 234L240 235V237H239V241H238V245H237V256H236V260L234 261V264H260V262L261 261H263L264 260V137L263 138H261ZM69 140V139H68ZM85 140V139H84ZM101 140H103V138L101 139ZM116 140V139H115ZM139 140V139H138ZM169 140V139H168ZM199 140V139H198ZM208 140V139H207ZM236 140H238V139H236ZM1 141V140H0ZM9 141V140H8ZM61 141V140H60ZM66 141V140H65ZM70 141V140H69ZM86 141V140H85ZM117 142H119L118 141V138H117V140H116ZM141 141H142V139H141ZM141 141H139L140 143H143L144 141H145V139H144V141L143 142H141ZM147 141V140H146ZM149 141V142H150ZM209 141V140H208ZM232 141V134L231 135H227V136H225L224 138H223V142H221L222 144H221V146H219V147H217V146H213V144L214 143H216V142H212L213 144H212V146L213 147H211V148H209L210 150H209V152H208V163L206 164V163H203L202 162V164L200 163V167H198V166H196V165H198L199 164V161H200V159H198V160H196V158L198 157V155H196V156H194L195 158L193 159L192 157V155L189 157V159H193V160H195L194 162L196 163L197 161H198V164L196 163V165H194L193 164V168L196 166V167H198V171L202 168V166H203V164H204V170H203V173L201 174V176L200 177H202L207 183H208V185L207 186H209V183H213V182H215V180H216V177H214L215 176V174L214 173H216V172H211V171H213L217 166H219V165H225L226 164V162H227V160L225 161H223L221 158H223L222 156H221V152L223 151V150H225L226 148H228L229 147V145H230V142ZM59 142V141H58ZM79 142V141H78ZM96 142V141H95ZM105 142V141H104ZM137 143V144H139V145H141L140 143ZM152 142H151V145H152ZM160 142V141H159ZM166 142V141H165ZM165 142H162L163 144H165ZM168 142V141H167ZM177 142H178V140H177ZM176 142V143H177ZM196 142H197V144H198V142L199 141H197L196 140ZM196 142L194 141V146H197V144H196ZM204 143H206L205 141H203ZM64 143V142H63ZM107 144H108V142H106ZM145 143V142H144ZM162 143H161V145H162ZM168 143V144H169ZM181 143V142H180ZM180 143H177V145L176 144H173V145H176L177 147H179L178 145H180ZM201 143V142H200ZM199 143V144H200ZM202 144L203 146H204V149H205V153H206V155H207V152H206V148L209 146L208 144H206V146H205V144ZM208 143V142H207ZM236 143H237V141H236ZM62 144V143H61ZM61 144H58V145H61ZM66 143H64V145H65ZM102 144V143H101ZM136 144V145H137ZM147 144H149V146H150V143H147ZM147 144H144V145H141V146H143V148H144V146H146ZM156 144V143H155ZM159 144V143H158ZM168 144H166L167 146H163L162 148L164 149V148H167L168 147ZM210 145H211V142L209 143ZM90 145H91V143H90ZM105 145V144H104ZM160 145V144H159ZM172 145V144H171ZM3 146V145H2ZM110 146V145H109ZM112 146V145H111ZM148 145H147V147H145V149H143V148H141L142 149V151L143 150H145V151H147L146 150V148H148L149 147ZM202 146V147H203ZM231 146H233V145H231ZM4 147V146H3ZM56 147H57V145H56ZM61 147V146H60ZM140 147V146H139ZM161 147V146H160ZM199 148H200V146H198ZM206 147V148H205ZM62 148V147H61ZM114 148V147H113ZM157 148H158V146H157ZM170 148V147H169ZM171 148H173L172 146H171ZM195 148V147H194ZM219 148V149H218ZM232 148V147H231ZM63 149V148H62ZM139 149V148H138ZM140 149V150H141ZM159 149V148H158ZM168 149V148H167ZM167 149H165V150H167ZM175 149H177L176 147H174V150ZM196 149V148H195ZM233 149V148H232ZM58 150V149H57ZM110 150H112V149H110ZM134 150V149H133ZM165 150H163L164 152H165ZM178 150H179V148H178ZM201 152L203 151V148H200L199 149ZM228 151H229V149H227ZM237 150V149H236ZM251 150H254V149H251ZM123 151V150H122ZM137 152L136 153H138V150H136ZM141 151V152H142ZM159 151H160V149H159ZM158 151V152H159ZM162 151V150H161ZM197 151V152H196ZM71 152H72V150H71ZM93 152V151H92ZM134 152V151H133ZM153 152V151H152ZM174 152H176V150L174 151ZM173 152V153H174ZM194 152V151H193ZM195 152L196 153H199V151L196 149L195 150ZM194 152V153H195ZM200 152V153H201ZM238 152V151H237ZM104 153H105V151H104ZM125 153V152H124ZM131 153V152H130ZM150 153V152H149ZM148 153V154H149ZM160 153V152H159ZM178 153H179V151H178ZM194 153H192V154H194ZM199 153V154H200ZM230 153V152H229ZM108 154V153H107ZM140 154V151H139V153H138V155ZM147 154V155H148ZM175 154H177V152L175 153ZM205 155L204 153H201V155ZM75 155V154H74ZM157 155V154H156ZM177 155H180V154H177ZM223 155V154H222ZM225 156L227 155V153L225 152V154H224ZM84 156V155H83ZM92 156V155H91ZM137 156V155H136ZM141 156V155H140ZM139 156V157H140ZM173 156V155H172ZM181 156V155H180ZM179 156V157H180ZM230 156V155H229ZM250 155H248V157H249ZM32 157H35V153H31L29 156H28V158H32ZM142 157V156H141ZM144 158H146V156L144 155L143 156ZM142 157V158H143ZM148 157V156H147ZM174 157V161H176V158H179L178 156L175 158V155L173 156ZM173 157H172V159H173ZM204 157V156H203ZM221 157V158H220ZM233 157V156H232ZM231 157V158H232ZM4 158H5V155L3 156L2 155V157L0 158L1 160L3 159V161H4ZM100 158V157H99ZM141 158V159H142ZM143 158V159H144ZM148 158H150L151 159V157H148ZM183 158V157H182ZM231 158H230V160H229V158H228V160L230 161V162H228L229 163V165L231 166ZM35 159V158H34ZM50 159V158H49ZM90 159V158H89ZM150 159H148V160H150ZM154 159V158H153ZM153 159L151 160V164H150V166H153V164H152V162H153ZM156 159V158H155ZM155 159H154V161H155ZM191 159V161H193ZM238 159V158H237ZM99 160V159H98ZM114 160V159H113ZM118 160H120L119 158H118ZM135 160V159H134ZM139 160V159H138ZM137 160V161H138ZM146 160H147V158H146ZM145 160V161H146ZM148 160H147V162H146V164H145V162H142L141 161V163L139 162V164H137L138 162H136V160H135V163L137 164V168H136V166H135V169H136V172H138L139 174L141 173V175L143 176V174H144V170L147 168V166L146 165H149L148 164ZM158 160V161H157ZM180 160V159H179ZM187 160H188V157H187ZM202 160V159H201ZM70 161H73V160H70ZM156 161L158 162V164H159V159H156ZM155 161V162H156ZM171 161V160H170ZM190 161V163H192ZM0 162H2V161H0ZM96 162V161H95ZM122 162V161H121ZM154 162V163H155ZM172 162V161H171ZM170 162V163H171ZM4 163V162H3ZM70 163H72V162H69L68 164H69V166H71L70 165ZM75 163V162H74ZM87 163V162H86ZM89 163V162H88ZM87 163V164H88ZM123 163V162H122ZM149 163H150V161H149ZM235 163V162H234ZM233 163V164H234ZM2 164V163H1ZM68 164L66 165L67 167H68ZM92 164V163H91ZM206 164V165H205ZM155 165H157V163H155ZM167 165H169L168 163H167ZM171 165V164H170ZM228 165V164H227ZM228 165V166H229ZM244 165V164H243ZM60 166V165H59ZM191 166H192V164H191ZM189 167V171L188 172H185L186 174H184L183 173V178L182 179H180L178 182H176L175 184H176V191H183V190H180L179 188L182 186V184H183V186H184V188L186 187V183H188V181L187 180H189V179H193V178H195L194 177V173L195 172H193V170H192V167ZM30 167V166H29ZM86 167V166H85ZM84 167V168H85ZM154 168H153V170L156 168L155 166H153ZM196 167L194 168V169H196ZM235 167V166H234ZM242 167V166H241ZM121 168V167H120ZM152 168V167H151ZM159 168V167H158ZM224 168V167H223ZM87 169V168H86ZM109 169V168H108ZM124 169V168H123ZM233 169V168H232ZM93 170V169H92ZM157 169H155L154 171H156ZM163 170H164V167H163ZM167 170V169H166ZM166 170H164L163 172L164 173H167L166 172ZM226 170V169H225ZM230 170H231V168H230ZM241 170V169H240ZM114 172H115V169L113 170ZM135 171V170H134ZM162 171V170H161ZM185 171V170H184ZM196 171V170H195ZM201 172V171H200ZM219 172V171H218ZM143 173V174H142ZM196 173H197V171H196ZM214 175H212V174ZM220 173H221V171H220ZM227 173V172H226ZM46 174V173H45ZM138 174V175H139ZM160 174V173H159ZM199 174V173H198ZM197 174V175H198ZM59 175V174H58ZM58 175H56V176H58ZM137 175V174H136ZM145 175H146V173H145ZM161 175H162V173H161ZM164 175V174H163ZM169 175H170V173H169ZM197 175L195 174V176L197 177ZM218 175H220L221 176V174H218ZM217 175V180L219 181V179H218V176ZM222 175H224V173L222 172ZM227 175V174H226ZM54 176V175H53ZM84 176V175H83ZM113 176V175H112ZM141 176V177H142ZM165 176V178H166V174L164 175ZM164 176H162V177H164ZM167 176H168V174H167ZM230 176H232L231 174H230ZM241 176V175H240ZM137 177V176H136ZM229 177V176H228ZM126 178V177H125ZM130 179H128V178H126V179H128V180H131L130 182H134V184L137 182L136 180H135V178H134V180L136 181H132V179H131V177H129ZM168 178V177H167ZM197 178H199V176L197 177ZM222 178V177H221ZM224 178V177H223ZM230 178V177H229ZM157 179H159V178H157ZM163 179V178H162ZM112 180V179H111ZM115 180V179H114ZM118 180H119V178H118ZM139 180V179H138ZM73 181V180H72ZM120 181V180H119ZM118 181V182H119ZM185 181V182H184ZM187 181V182H186ZM190 181V180H189ZM225 181V180H224ZM121 182H123V181H121ZM128 184L130 183L129 181H126ZM191 182V181H190ZM220 182V181H219ZM120 183V182H119ZM124 183V182H123ZM158 183V182H157ZM216 183V182H215ZM223 183V182H222ZM221 183V184H222ZM156 184V183H155ZM214 184V183H213ZM212 184V185H213ZM220 184V185H221ZM67 185V184H66ZM106 185V184H105ZM159 185L160 184H158V186L157 187H159ZM211 184H210V187L212 186ZM217 185V184H216ZM219 185V184H218ZM111 186V185H110ZM152 186V185H151ZM161 186V185H160ZM204 186V185H203ZM223 186V185H222ZM39 187V186H38ZM48 187V186H47ZM65 187V186H64ZM67 187V186H66ZM109 187V186H108ZM136 187V186H135ZM156 187V186H155ZM156 187V188H157ZM214 188H215V185L213 186ZM212 187V188H213ZM101 188V187H100ZM99 188V189H100ZM121 188V187H120ZM137 189H139L138 187H136ZM144 188V187H143ZM152 190H153V193H154V187L152 186ZM160 188V187H159ZM174 188V187H173ZM183 188V187H182ZM197 188H199V187H197ZM197 188L195 187V189L194 190H196L197 191ZM218 188V187H217ZM221 188V187H220ZM220 188H218V189H220ZM142 189V188H141ZM145 189V188H144ZM151 189V188H150ZM158 189V188H157ZM160 189H162V188H160ZM204 189V188H203ZM208 190H209V188H207ZM207 189H205L206 191H207ZM216 189V188H215ZM110 190V189H109ZM108 190V191H109ZM191 190H193V189H191ZM211 190V189H210ZM214 190V189H213ZM235 190V189H234ZM40 191H41V189H40ZM40 191H38V193H40ZM63 191H64V189H63ZM112 191H113V189H112ZM141 191V190H140ZM150 191V190H149ZM157 191V190H156ZM219 191V190H218ZM33 192H35V191H33ZM62 192V191H61ZM144 192H145V190H144ZM181 192H180V194H181ZM205 192V191H204ZM204 192H201L202 194H203V196L204 195H206V194H204ZM214 192H216V190H214ZM214 192L212 191V193L214 194ZM220 192V191H219ZM234 192V191H233ZM232 192V193H233ZM38 193H36L37 195H38ZM146 193L149 195V194H151V193H148V191H147V188H146ZM159 193V192H158ZM162 193V192H161ZM160 193V194H161ZM191 193V192H190ZM194 193H196V192H193V195H194ZM159 194V195H160ZM189 194V193H188ZM210 194V193H209ZM217 194V193H216ZM30 195V194H29ZM47 196H48V194H46ZM157 195V194H156ZM178 195V194H177ZM187 194H185V196H186ZM197 196H195L194 198H192L191 200H192V202H191V204L188 206V208L187 209H183V210H181L182 209V207H185V206H183V203H182V207H181V203H180V211H182V213H181V215H180V217H179V215H177L179 218L177 219V220H174V222L172 223H169L168 222V224L166 223V221H167V218H164V216H167V215H164V216H161V217H163L162 219L160 218V216H159V218H158V215L157 216H155L154 214V216H152L151 217V219H149L150 221L149 222H147L146 223V225L144 226V228L142 229V230H138L137 231V233H136V239L132 242V244H131V246L129 247V249L131 250V248L132 249H134L136 246L135 245H139L140 246V242L142 243L144 240H147L149 237H151V235H152V237H153V235H155V232L158 230V228H159V231H160V227H161V229H163L162 230V232H163V239H162V241L158 244V246L156 245V249H155V251L154 250H152V251H154V253H152V254H154L153 255V257H149L148 256V259L150 258V261H145L144 259H142L143 260V263L142 264H158V262H160V261H162L163 259H165L164 257L166 256V255H168V253L172 250L173 252H174V250L173 249H180V250H182L183 248H184V246H185V242H186V245H187V241H189V239H193L195 236H193L194 234H193V232H195L197 229H196V225H198L199 224V219H198V216H200L201 215V213H202V211L205 209V205H207V204H209V200H208V198L206 199V198H203V196L201 195V194H199V193H197L196 194ZM208 195V194H207ZM137 196H139V195H137ZM136 196V197H137ZM184 196V195H183ZM185 196H184V199H186L185 198ZM23 197V196H22ZM142 197V196H141ZM141 197H138L139 199H142ZM153 197V196H152ZM186 197H188V196H186ZM190 197H192L191 196V194L189 195V199L187 198V200H190ZM205 197V196H204ZM208 197V196H207ZM125 198H128V197H125ZM253 198V199H252ZM34 199V198H33ZM98 199V198H97ZM165 199H167V200H169L168 198H165ZM172 199V198H171ZM89 200V199H88ZM123 200H125L124 202L126 203V202H128L129 204L131 203L130 201L131 200H129L128 199V201H127V199H123ZM132 200H134V199H132ZM142 200H144V199H142ZM163 200V199H162ZM181 200V199H180ZM205 200H207L206 202H208V203H206L205 204ZM182 201V200H181ZM180 201V202H181ZM121 202H123V201H121ZM123 202V203H124ZM134 202V201H133ZM146 202V201H145ZM167 201L166 200H164L163 201V204H164V208H169V207H171V209H172V205L170 204V203H166ZM176 202V201H175ZM210 202H212V201H210ZM43 203V202H42ZM123 203H121L123 206H124V204ZM128 203H126L127 205H128ZM135 203V202H134ZM134 203H132V204H134ZM141 203H142V201H141ZM172 203V202H171ZM19 204V203H18ZM17 204V205H18ZM147 204V203H146ZM3 205V204H2ZM20 205V204H19ZM36 205V204H35ZM135 205H138V204H136L135 203ZM175 206H176V204H174ZM139 206V205H138ZM146 206V205H145ZM144 206V207H145ZM150 206V205H149ZM209 206V205H208ZM211 206V205H210ZM209 206V207H210ZM18 207V206H17ZM187 207V206H186ZM127 206H125V208H123L126 212H127ZM133 207H131V209H132ZM143 208V207H142ZM163 208V207H162ZM208 208V207H207ZM211 208V207H210ZM8 209H12V205L11 204H9L8 205ZM32 209H34L33 207H32ZM37 209V208H36ZM109 209V208H108ZM129 209V208H128ZM130 209V210H131ZM149 209V208H148ZM174 209H175V207H174ZM173 209V210H174ZM177 209V208H176ZM38 210V209H37ZM209 210V209H208ZM211 210V211H212ZM15 211V210H14ZM13 211V212H14ZM122 211V210H121ZM210 211V212H211ZM109 212V211H108ZM124 212V211H123ZM122 212V213H123ZM131 212L133 213V210H131ZM135 212H136V210H135ZM9 213V212H8ZM107 213V212H106ZM105 213V214H106ZM131 213V214H132ZM237 213H240V215H242V216H240L239 218H238V216L236 217V214ZM31 215H32V212L30 213ZM116 214H117V212H116ZM126 215H124L123 214V216H124V218H126V217H129V218H131L130 216H127V215H130L128 212L127 213H125ZM16 216H18V214H15ZM26 215V214H25ZM28 215V214H27ZM30 215V216H31ZM108 215V214H107ZM112 215V214H111ZM161 215V214H160ZM169 215V214H168ZM24 216V215H23ZM114 216V215H113ZM116 216V215H115ZM123 216H121V218L123 217ZM19 217V216H18ZM17 217V218H18ZM25 217V216H24ZM27 217V216H26ZM29 217V216H28ZM104 217H106V215L104 216ZM109 217V216H108ZM107 217V218H108ZM112 217V216H111ZM118 217H120L119 216V214H118ZM169 218L171 217V215L170 216H168ZM201 217V216H200ZM199 217V218H200ZM204 217V216H203ZM22 218V217H21ZM115 218V217H114ZM113 218V219H114ZM171 218H173V216L171 217ZM202 218V217H201ZM28 219V221H30L29 219H30V217L29 218H27ZM120 219V218H119ZM123 219V218H122ZM121 219V220H122ZM206 219V218H205ZM17 220V219H16ZM18 220H21L20 219V217H19V219ZM116 220V219H115ZM121 220H119V222L121 221ZM131 220V219H130ZM148 220V219H147ZM173 220V219H172ZM203 220L204 219H201V221L203 222ZM226 221V223H224L223 221ZM40 221V220H39ZM111 221H112V219H111ZM123 221V220H122ZM198 221V222H197ZM24 222V221H23ZM117 222V221H116ZM115 223V222H114ZM122 223V222H121ZM198 223V224H197ZM18 224V223H17ZM27 224V223H26ZM26 224H25V226H26ZM116 224V223H115ZM114 224V225H115ZM131 224V223H130ZM163 224H167L166 226V228H165V225H163ZM200 224H202V223H200ZM82 225V224H81ZM112 225V224H111ZM118 225V224H117ZM208 225V224H207ZM119 226V225H118ZM10 227V224H7L6 225V227H5V229H7V228H9ZM99 227H100V225H99ZM163 227V228H162ZM208 227H209V225H208ZM22 228H25V227H23L22 226ZM101 228V227H100ZM31 229V228H30ZM99 229V228H98ZM103 230L105 229L104 228V226H103V228H102ZM133 229V228H132ZM196 229V230H195ZM210 229V228H209ZM135 230V229H134ZM98 232V231H97ZM197 232V231H196ZM199 232V231H198ZM200 232H201V229H200ZM37 233V232H36ZM101 233H103V232H101ZM104 234V233H103ZM108 234V233H107ZM106 233H105V235L107 236L106 237V240H107V238H108V240H107V242L109 241V243H110V240H109V238L110 237H108V235H107ZM113 234V233H112ZM134 234H135V232H134ZM193 234V235H192ZM37 235V234H36ZM73 235V234H72ZM78 235V234H77ZM101 235V234H100ZM190 236H192V237H190ZM6 238H7V236H5ZM19 237V236H18ZM73 237V236H72ZM76 237V236H75ZM81 237V236H80ZM101 238H102V235L100 236ZM8 238L9 239H12L11 237H9V235H8ZM7 238V239H8ZM69 238H71V237H69ZM114 238V237H113ZM196 238V237H195ZM204 238H206V237H204ZM8 239V240H9ZM27 239V238H26ZM25 239V240H26ZM72 239H74V238H72ZM72 239H71V241H72ZM100 239V238H99ZM150 239V238H149ZM148 239V240H149ZM192 239H191V241H192ZM30 240V239H29ZM68 240V239H67ZM70 240V239H69ZM75 241H76V238H75V240H74V243H75ZM95 241V240H94ZM98 241H100V240H98ZM191 241H189V242H191ZM28 242V241H27ZM70 241H68V243L66 242V245H69L70 243H69ZM188 242V244H190ZM99 243V242H98ZM97 243V244H98ZM72 244V243H71ZM108 244V243H107ZM113 244V243H112ZM1 245H4V243L2 244L1 243ZM1 245H0V247H1ZM109 245V244H108ZM142 245V244H141ZM184 245V246H183ZM204 245V244H203ZM72 246V245H71ZM75 246H77V245H75ZM74 246V247H75ZM110 246H111V244H110ZM139 246H137L135 249H137ZM183 246V247H182ZM2 247H4V246H2ZM62 247V246H61ZM60 247V248H61ZM67 247V246H66ZM180 247H182V248H180ZM187 247V246H186ZM185 247V248H186ZM190 247V246H189ZM257 247V248H256ZM69 248V247H68ZM72 248V247H71ZM256 248V249H255ZM89 249V248H88ZM101 249V248H100ZM104 249V248H103ZM58 250V249H57ZM61 250V249H60ZM59 250V251H60ZM183 250H185V249H183ZM64 251V250H63ZM178 251V250H177ZM186 251V250H185ZM198 251V252H197ZM134 252V251H133ZM132 252V253H133ZM137 252V251H136ZM172 252V255L173 254H176V252L175 253H173ZM178 252H181V251H178ZM109 253V252H108ZM131 253V254H132ZM60 254H61V252H60ZM128 254H129V252H128ZM127 254V255H128ZM136 254V253H135ZM146 254V253H145ZM149 254H151V253H149ZM178 254V253H177ZM194 254V255H193ZM59 255V254H58ZM58 255H57V257L55 258V260L57 259L58 260ZM90 255V254H89ZM127 255H125L119 262H117V264H126L125 263V261L126 260H128V258H129V255L127 256ZM143 255V254H142ZM148 255V254H147ZM63 256V255H62ZM91 256V255H90ZM133 256V255H132ZM146 256V255H145ZM144 256V257H145ZM171 256V255H170ZM67 257V256H66ZM86 257V256H85ZM133 257H135V256H133ZM137 257V256H136ZM135 257V258H136ZM142 257V256H141ZM62 258V257H61ZM60 258V259H61ZM65 258V257H64ZM88 258V257H87ZM93 258L94 259H89L90 261H92V260H94V261H92L91 263H86V264H97L98 263V259L97 260H95V257L93 256ZM153 258V259H152ZM68 259V258H67ZM66 259V260H67ZM105 259V258H104ZM146 259H147V257H146ZM147 259V260H148ZM151 259L152 260H154L153 262L151 261ZM189 259V260H188ZM63 260V262H66V260L65 259H62ZM65 260V261H64ZM76 260V259H75ZM85 260V259H84ZM132 260V259H131ZM137 260V259H136ZM139 260V259H138ZM226 260V259H225ZM68 261V260H67ZM129 261V260H128ZM49 262V261H48ZM52 262V261H51ZM69 262H70V260H69ZM87 262V261H86ZM130 262V261H129ZM128 262V263H129ZM137 262V261H136ZM139 262V261H138ZM168 262H169V259H168ZM50 263V262H49ZM58 263V262H57ZM62 263V262H61ZM71 263V262H70ZM80 263H81V261H80ZM140 263V262H139ZM51 264V263H50ZM53 264V263H52ZM63 264V263H62ZM64 264H66V263H64ZM67 264H69V263H67Z\"/></svg>", "mask_w": 264, "mask_h": 264}]
</instances>
